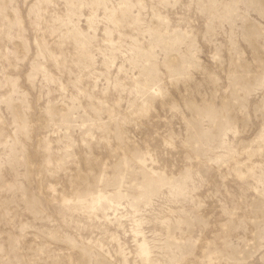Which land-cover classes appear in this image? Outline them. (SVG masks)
Segmentation results:
<instances>
[{
	"label": "rangeland",
	"instance_id": "obj_1",
	"mask_svg": "<svg viewBox=\"0 0 264 264\" xmlns=\"http://www.w3.org/2000/svg\"><path fill=\"white\" fill-rule=\"evenodd\" d=\"M0 264H264V0H0Z\"/></svg>",
	"mask_w": 264,
	"mask_h": 264
}]
</instances>
